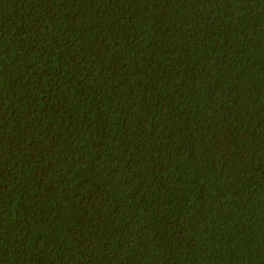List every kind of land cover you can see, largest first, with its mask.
<instances>
[{
	"label": "trees",
	"instance_id": "obj_1",
	"mask_svg": "<svg viewBox=\"0 0 264 264\" xmlns=\"http://www.w3.org/2000/svg\"><path fill=\"white\" fill-rule=\"evenodd\" d=\"M0 264H264V0H0Z\"/></svg>",
	"mask_w": 264,
	"mask_h": 264
}]
</instances>
